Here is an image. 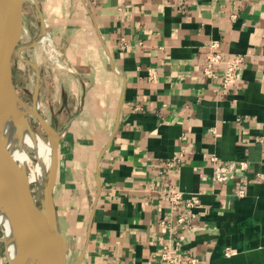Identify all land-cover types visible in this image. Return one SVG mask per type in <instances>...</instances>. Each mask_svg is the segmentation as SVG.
<instances>
[{
  "label": "crops",
  "instance_id": "0c3cea01",
  "mask_svg": "<svg viewBox=\"0 0 264 264\" xmlns=\"http://www.w3.org/2000/svg\"><path fill=\"white\" fill-rule=\"evenodd\" d=\"M39 5L78 96L54 189L67 264H164L168 247L203 264H264V0ZM213 41L244 56L227 90L204 73ZM213 155L249 167L214 182ZM173 186L193 209L173 211Z\"/></svg>",
  "mask_w": 264,
  "mask_h": 264
},
{
  "label": "water",
  "instance_id": "95a60500",
  "mask_svg": "<svg viewBox=\"0 0 264 264\" xmlns=\"http://www.w3.org/2000/svg\"><path fill=\"white\" fill-rule=\"evenodd\" d=\"M34 3L40 15L42 30H46L39 0H35ZM23 7L24 0H0V188L6 192L5 205L19 240L14 257L9 254L5 243V255L9 264H24L28 246L37 240L38 231L41 230L55 245L51 254L54 264H67L69 253L67 234L58 213L54 214L53 211L55 206L53 192L59 167L60 133L55 131L35 108L34 115L50 137L52 132L57 137L51 165L52 180L48 184L44 210L35 202L28 177L9 150L3 135L4 121L11 112V107L4 110L3 102L10 100L13 103L14 98L22 100L13 80L12 56L23 21ZM28 62L34 65L31 61ZM38 89L37 85L36 93Z\"/></svg>",
  "mask_w": 264,
  "mask_h": 264
},
{
  "label": "rangeland",
  "instance_id": "374dc122",
  "mask_svg": "<svg viewBox=\"0 0 264 264\" xmlns=\"http://www.w3.org/2000/svg\"><path fill=\"white\" fill-rule=\"evenodd\" d=\"M12 69L15 88L22 100L30 109L37 108L53 129L60 133L74 110L73 107L77 104L78 96L71 95L68 90L69 82L60 78V75L66 73L72 75V73L60 49L55 46L47 31L42 30L40 15L33 0H24L23 21L13 51ZM37 85L39 89L36 96ZM28 120L34 130L40 133L45 140H50L49 133L37 116L29 113ZM15 142L17 143L15 145L19 144L21 150L36 161H40L36 148L29 146L21 137H17L12 143ZM34 184H30L31 189ZM59 219L62 227L65 228L66 221L60 214ZM4 234V228L1 227L0 259L1 264H9L5 255Z\"/></svg>",
  "mask_w": 264,
  "mask_h": 264
},
{
  "label": "bare ground",
  "instance_id": "6f19581e",
  "mask_svg": "<svg viewBox=\"0 0 264 264\" xmlns=\"http://www.w3.org/2000/svg\"><path fill=\"white\" fill-rule=\"evenodd\" d=\"M37 96V93H36ZM4 101V110L10 109L11 112L4 121L3 135L5 142L13 156L25 171L29 183L33 184L32 193L34 200L44 210L46 203V193L49 182L52 180L51 160L55 149L56 135L51 133L50 140H45L40 133L32 128L28 120V114H35L36 109H30L29 106L21 99H13ZM37 105V104H36ZM48 132V131H47ZM17 137H21L29 146L34 147L38 151L40 161H36L23 150L20 149L19 144L12 143ZM14 140L11 141L10 139ZM20 139V138H18ZM21 140V139H20ZM19 140V142H20ZM6 192L0 188V228H4V240L7 245L9 254L14 257L18 250V234L13 225L12 219L5 205ZM54 214L57 210L54 206ZM37 240L28 246L27 255L24 264H54L51 254L55 245L50 241L41 230L38 231ZM48 246V247H47ZM58 247L56 245V251ZM50 252V254H49ZM1 264V259H0Z\"/></svg>",
  "mask_w": 264,
  "mask_h": 264
},
{
  "label": "built area",
  "instance_id": "2783aa9c",
  "mask_svg": "<svg viewBox=\"0 0 264 264\" xmlns=\"http://www.w3.org/2000/svg\"><path fill=\"white\" fill-rule=\"evenodd\" d=\"M244 61V56L240 54L232 55L231 57L225 58L222 51L219 50V44L213 41L207 51L206 55V66L204 73L208 77L219 76L218 86L223 90L230 89L233 87L239 78L241 67ZM214 163V170L212 179L214 182H224L228 180L234 173L237 166L245 171L249 164L247 161H240L239 163L232 162L227 163L219 160L217 155L211 157ZM171 166L174 161L166 163ZM245 194L244 190L240 191V195ZM167 199L172 207L173 211L186 210L187 212L194 208L196 200L194 197L186 196V194L180 189L173 186L168 190ZM184 217L179 218V221L184 223ZM230 250H227L226 254H229ZM164 264H203V260L198 256L183 257L182 254L172 247L166 248L162 254Z\"/></svg>",
  "mask_w": 264,
  "mask_h": 264
}]
</instances>
